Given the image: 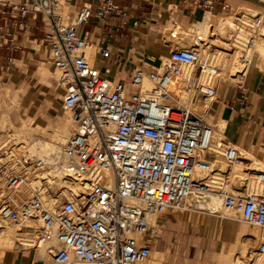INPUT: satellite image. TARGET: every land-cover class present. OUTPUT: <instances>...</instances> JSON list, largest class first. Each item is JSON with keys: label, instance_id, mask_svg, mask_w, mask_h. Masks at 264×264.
Masks as SVG:
<instances>
[{"label": "built area", "instance_id": "2783aa9c", "mask_svg": "<svg viewBox=\"0 0 264 264\" xmlns=\"http://www.w3.org/2000/svg\"><path fill=\"white\" fill-rule=\"evenodd\" d=\"M181 1L200 10L202 18L219 4V0ZM81 2L73 20L66 23L55 13L54 0L18 4L0 0V48L15 49L14 30L26 28L28 15L34 20L40 16L46 27L42 39L46 58L59 72L62 105L75 125L61 171L83 190L62 198L53 208L35 193L21 200L19 194L27 189L24 169L35 170L39 162L11 157L9 148L0 146V220L15 225L37 221V245L52 240L59 245L52 255L53 264L76 260L83 264H143L150 258L158 233L153 218L166 211H186L191 199L203 200L212 194L222 197L226 209L240 211L244 222L264 231V173L254 177L259 191L249 194H240L242 188L232 194L214 184L212 176L220 172L216 167L203 177L195 176L196 169L203 170L213 162L208 154L211 131L201 117L176 102L170 84L181 67H195L197 78L201 76L204 67L198 54L178 48L169 53L171 68L161 62L158 68H135L126 91L123 81L101 77L88 55L94 46L86 33L81 34L92 17L118 19L122 8L115 0ZM110 55L107 48L94 47L93 62ZM143 80L152 83L147 94L141 92ZM218 80L210 70L194 82L195 98L209 101L210 107ZM217 155L225 163L220 173L224 182L242 154L227 142ZM134 234L141 236L139 243L131 237ZM258 250L264 253V243Z\"/></svg>", "mask_w": 264, "mask_h": 264}, {"label": "bare ground", "instance_id": "6f19581e", "mask_svg": "<svg viewBox=\"0 0 264 264\" xmlns=\"http://www.w3.org/2000/svg\"><path fill=\"white\" fill-rule=\"evenodd\" d=\"M54 1L57 2L55 13L61 16L59 14L61 6L57 0ZM243 10L248 12L238 16H232L230 12L227 15L224 13L219 15L206 14L205 18L201 16V19L193 26L183 25L176 21L173 22L174 24L169 27L165 34V39L170 41L171 47L195 51L199 57V64L204 67V71L199 78H197L195 67H181L179 75L173 78L170 84V90L174 94L176 102L187 107L195 116L201 117L211 131V144L208 154L212 156L213 162L203 170L196 169L195 176L203 177L216 167L220 172L212 176L214 184L222 185L224 190L232 194H236L239 188H242L241 191L238 190L240 194L259 191L254 177L264 173V163L257 160L254 163L249 157L248 159L242 156L241 160L231 168L228 179L222 182L223 176L220 173L224 172L225 163L217 154H220L224 144L229 142L224 135V122L215 121V124L212 123V117L205 112L209 107V101L195 98L192 84L201 81L210 70L214 72L218 79L232 78L237 75L242 78L250 65L264 71V13L250 9ZM256 17H259L260 20L255 19ZM206 18L209 20L207 21ZM216 33L219 34L218 39L224 42L221 44L222 52L220 55L210 53V47H206L203 43L212 38L210 34L214 36ZM191 45H195V47L192 48ZM88 55L92 63L94 47L88 50ZM161 63L168 68L173 67L168 57H163ZM51 71L56 74V70H50L41 64L33 74L38 78L43 76L50 83L52 79ZM151 88L152 83L143 80L142 94H147ZM128 89L129 87H126V91ZM13 98H17L16 93ZM62 109L64 110L63 117L56 124L40 117L33 125L26 120L25 116H21L18 118L19 125L17 127L7 113L1 112L2 115L0 116V127L12 131L11 137L15 142L16 149L9 148L10 156L24 157L31 162H39V167L35 170L32 168L24 169L27 189L19 194V198L25 200L30 198L32 193L38 194L48 208L59 205L62 198L79 195L83 191L71 180L66 179L61 171L62 165L67 161L64 149L68 139L73 135L74 129L72 116L68 115L69 111L64 109L63 105ZM233 146L237 150L239 149V147ZM106 176L108 177L107 173ZM231 177L234 182L239 183L240 181V183L235 182V184L233 180L230 181ZM242 180L244 181L241 182ZM110 182L113 183L112 178L108 179V183ZM188 210L218 216L229 222H238L236 228H230L226 225L225 230L222 227L221 230L216 231L217 245L212 253L215 263H237L238 259L243 260L244 256L249 255V263H243V261V264H264V253L254 249L258 240L264 238V231L244 222L241 212L237 209H226L220 195L212 194L203 200L193 198L189 201ZM199 222L201 224V221ZM38 225L37 221H27L15 225L0 220V258L12 251L19 254L33 250L35 257L44 261V264H53L52 255L59 249V245L56 240L37 245L35 232ZM131 237L137 243L141 239V236L137 234L131 235ZM150 256V261L143 264L168 263L166 253L151 251ZM72 264L83 263L76 260Z\"/></svg>", "mask_w": 264, "mask_h": 264}, {"label": "crops", "instance_id": "0c3cea01", "mask_svg": "<svg viewBox=\"0 0 264 264\" xmlns=\"http://www.w3.org/2000/svg\"><path fill=\"white\" fill-rule=\"evenodd\" d=\"M10 1L14 4L23 2ZM115 2L123 10L120 18L92 17L82 26L81 34L86 33L94 47L107 48L111 53L108 59H95L92 62L101 77L112 81L121 80L126 87H129L135 68L141 65L157 68L154 66L170 53V41L165 39V34L171 25L177 21L191 26L202 16L200 10L181 0ZM222 7L226 9L223 10ZM231 8L264 13V0H219L212 12L219 15L221 12H230ZM2 17L3 12H0V19ZM24 22L27 25L25 29L14 30L15 49L11 50L6 46L0 48V88L3 87L0 90L1 97L5 96L9 87L13 91L20 88L23 81L20 76L22 62L28 69L33 66L25 57L26 54L36 55L35 49L30 45H43L46 27L42 25L40 16L34 20L28 15ZM10 30L13 32L11 26ZM27 71L34 72L26 69ZM207 113L214 121L224 122L223 132L230 143L264 163V71L250 65L242 82L225 81L218 84L216 99ZM186 211L182 222L189 224L192 221L200 225L198 236L191 235L190 228L180 233V223L168 220L170 229L164 233L162 229H158L157 234L162 235V238L152 246L155 249L152 251L166 253V264H209V261H213L216 232L205 219L199 224V215L195 218L192 216L194 211ZM225 228L224 226V230ZM0 264H44V261L37 259L33 251L19 254L10 252L0 259Z\"/></svg>", "mask_w": 264, "mask_h": 264}, {"label": "rangeland", "instance_id": "374dc122", "mask_svg": "<svg viewBox=\"0 0 264 264\" xmlns=\"http://www.w3.org/2000/svg\"><path fill=\"white\" fill-rule=\"evenodd\" d=\"M57 1L59 2L61 6L59 14L61 15L62 20L66 23L71 22L76 14L77 9L82 3L81 0H57ZM244 12H248V11L243 10V9L235 10L234 8H231L230 15L238 16V15L243 14ZM223 13L227 15L229 12H221L220 14H223ZM211 36L212 38H209L207 42H203V43H205L206 47L208 46L210 47V53L213 52L212 54L216 53L220 55V53L222 52L221 44H223L224 42L218 39L219 34L217 33L216 35H214L215 38L213 35L210 34V37ZM30 46L35 49L36 55L32 56L31 54H26L25 57L29 59L30 64H32L33 66L28 69V67L24 65V63L22 62V64L20 65L21 66L20 76L22 77L23 81L21 83L20 88H17L15 91H13L9 87V89L5 91V96L1 97L0 95V109H1L0 116L2 115L3 112L7 113L8 115H10L13 123L17 127L19 125L18 118L21 116H25L26 120L33 125L36 124V122L38 121L40 117L46 121H52L55 124L59 123L64 113V110L62 109L63 93L61 89L58 87L59 86L58 85L59 72L56 70V74H53L51 71L52 79L50 83H48L43 76L41 78H38L33 74L34 72H28V71L26 72V69L30 71H35L38 65H41V64L45 66L46 68L55 71V69L48 63L47 58L44 57L46 48L43 45H35L34 43H32ZM191 46L192 48L195 47V45H191ZM198 48H199V45H198ZM177 49L178 48L174 46L170 47V50H177ZM167 57L169 58V54L167 55ZM158 66L159 64L154 67H158ZM225 81H231L233 83H237V82H242V78L240 75H237L236 77H232V78L219 79L218 84H221ZM2 88H0V90ZM15 93L17 94L16 99L13 98ZM68 115L71 116L70 112L68 113ZM212 123L215 124V121L212 120ZM0 131H2L0 135V146L4 145V147L6 148L12 147L16 149V147L14 146L15 142L11 137L12 131L8 129H4L3 127H0ZM74 131H75V125L73 129V133ZM238 151L241 152L243 157L245 158L249 157L250 160L252 159V162L255 163V159L252 156H250L249 154L246 155V153L240 149H238ZM232 180L233 178L231 177L230 181ZM243 181L244 180H242L241 182ZM186 214H187V211H178V212L166 211L163 214H159L155 216L152 222H153L154 228L158 232H159L158 229H162L164 233L168 229H170V226L167 223L168 220L172 222L174 221V223L178 221V223H180V228L178 230L180 233L190 228L191 235L194 234L195 236H198L200 225L195 224L192 221L189 224L182 222V217L185 216ZM197 214L199 215V221L202 222V220L205 219L212 226V228H214L215 232L221 230L222 227L224 229V226L226 225H228V227L230 228H236L238 226V222H229L227 220L219 218L218 216H214L210 214H200L198 212H195V213H192L193 218H195ZM161 238H162V235L157 234L156 238L152 242L153 245H155L158 240L160 241ZM260 239L258 240V243L254 246V249H256V251H258L260 244L264 243V238H260ZM214 240L217 245V240L215 237H214ZM152 250H155V249L152 248ZM11 253H17V252L12 251ZM246 256L249 258L244 256L243 260L238 259L237 263H232V264H243L245 262L249 263L250 256L249 255H246ZM170 257H172L171 254H170ZM149 261H150V258L145 263ZM209 264H217V263L213 261H209ZM219 264H227V263H219Z\"/></svg>", "mask_w": 264, "mask_h": 264}]
</instances>
